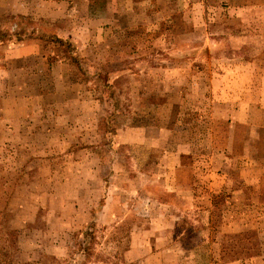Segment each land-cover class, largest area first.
<instances>
[{
  "label": "rangeland",
  "instance_id": "1",
  "mask_svg": "<svg viewBox=\"0 0 264 264\" xmlns=\"http://www.w3.org/2000/svg\"><path fill=\"white\" fill-rule=\"evenodd\" d=\"M49 1L0 0V96L71 145L42 162L53 135L0 131L13 254L264 264V0Z\"/></svg>",
  "mask_w": 264,
  "mask_h": 264
},
{
  "label": "crops",
  "instance_id": "2",
  "mask_svg": "<svg viewBox=\"0 0 264 264\" xmlns=\"http://www.w3.org/2000/svg\"><path fill=\"white\" fill-rule=\"evenodd\" d=\"M81 1H84V0H81ZM51 2V0L49 1ZM80 1L79 0H72V3H79ZM60 62L64 63V59L62 60H59ZM67 63V62H66ZM65 64V63H64ZM66 65V64H65ZM68 92L72 95L73 94V91H66L65 92V97L66 98H70L71 96H68ZM48 93H52V91H48ZM46 93V94H48ZM41 94V93H39ZM43 95L45 94H41L40 96H36L37 98H41ZM63 96V95H62ZM0 100H2V102L4 101V104L2 103L1 107H0V131L1 133H5L6 134V139L8 137V135H12L13 133H21V135H27V133H30V132H33L34 129V133H39V132H47V134L50 136L53 135V138L50 139V141L48 142V145H46L45 147H39V148H43L44 151L43 153L46 151L48 152V154L45 153V156L44 158H40V156L36 157L35 159H39L40 161L44 162V161H50L53 163H55V159H56V153H55V150L57 149L56 147L57 146H65V149H66V155H68V148H70V144L68 142H65V140L63 142H57L54 138V133L55 132H58V123H56V120L52 119L51 121L52 122H55L56 124H53V123H48L46 122V119H45V116L43 118V120L41 119H38L37 118V113H35V110H33V112L31 113H27L28 117L27 120L29 119L31 122H33V125L37 124L36 126L32 127L30 126V124L26 127L24 124L22 126H19V123L18 122V117H23V115L26 114V108L28 107L29 104L31 103H35L33 101L37 100L36 98H33V101L31 102V97H26V95L24 93H19V94H15V95H11V93H3V97L0 96ZM95 99L94 97L91 96V98L89 97H84L82 98V100H91V101H95L93 100ZM40 103V101H39ZM71 106V105H68V107ZM72 110V109H71ZM60 121H62L66 128L71 124L69 121H65L64 119H68L69 115H68V112L67 110L65 111V113H61L60 115ZM71 120V117H69ZM24 119V117H23ZM97 128V126L95 127ZM37 129V130H36ZM137 129V128H135ZM131 130H134V128H132ZM27 137V136H26ZM25 137V138H26ZM24 138V139H25ZM3 141H6L5 139H3ZM126 142H130V143H133V142H138V140L136 139H129L127 140ZM27 145H32V143H27ZM20 146V145H19ZM18 146V147H19ZM34 146V145H33ZM84 147V146H83ZM35 149V147H34ZM87 148H82V151L86 150ZM70 154V153H69ZM165 232H167L168 234V231L167 229L165 228ZM165 234V236L167 235ZM158 235V236H157ZM160 233H156L155 234V238H153L152 242H158V243H162L163 241H165L164 239V234L161 233V237L159 236ZM167 240H169L167 238ZM148 242V241H147ZM129 253H132V251L129 250ZM162 250H160L159 248H156V249H152L151 252L148 254V255H144L140 260H139V263L141 264H146V261L147 259H159L161 261V254H162ZM162 264V263H160Z\"/></svg>",
  "mask_w": 264,
  "mask_h": 264
},
{
  "label": "trees",
  "instance_id": "3",
  "mask_svg": "<svg viewBox=\"0 0 264 264\" xmlns=\"http://www.w3.org/2000/svg\"><path fill=\"white\" fill-rule=\"evenodd\" d=\"M56 41H59L61 43L64 42L62 39H57ZM67 47L69 48L70 44H68ZM0 218H1V212H0ZM11 236H12L11 231L5 229L1 219L0 220V264H61L55 258L50 260L51 262H46L47 260L44 261L42 259L34 260V261L32 260L20 261V259L16 257V254H13L15 242L11 241Z\"/></svg>",
  "mask_w": 264,
  "mask_h": 264
}]
</instances>
